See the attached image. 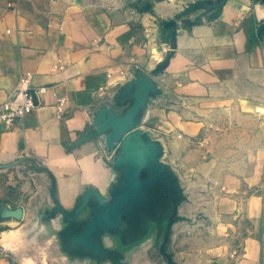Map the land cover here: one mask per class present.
<instances>
[{
    "label": "crops",
    "instance_id": "crops-1",
    "mask_svg": "<svg viewBox=\"0 0 264 264\" xmlns=\"http://www.w3.org/2000/svg\"><path fill=\"white\" fill-rule=\"evenodd\" d=\"M5 1L0 103L23 73L47 90L11 129L0 123V264H103L81 253L104 247L103 228L94 244L83 239L84 221L112 198L119 145L146 164L152 142L166 146L162 129L181 146L191 138L198 157L213 153L193 163L219 181L207 214L248 219L224 259L182 264H264V0H224L218 15L217 0ZM174 17L175 48L159 71ZM149 79L110 151L98 110L119 124ZM15 207L19 220L5 216ZM204 245L215 257V242Z\"/></svg>",
    "mask_w": 264,
    "mask_h": 264
},
{
    "label": "rangeland",
    "instance_id": "rangeland-1",
    "mask_svg": "<svg viewBox=\"0 0 264 264\" xmlns=\"http://www.w3.org/2000/svg\"><path fill=\"white\" fill-rule=\"evenodd\" d=\"M103 109L109 108L100 107L97 116ZM162 131L157 138H163L166 146L152 142L146 166L137 155L136 165L127 163L119 143L115 155L120 160L116 171L120 181L114 187V197L98 199L96 215L87 218L89 224L104 226L103 264H182L198 257L220 261L230 254L239 235L234 225L248 220L207 214L220 195L219 181L210 173L213 168L207 164L193 167V163L198 159L206 162L214 158L213 153L201 151L198 157L190 151L191 138L185 137L181 146L177 143L181 137L171 129ZM213 242L217 245L215 257L204 245Z\"/></svg>",
    "mask_w": 264,
    "mask_h": 264
},
{
    "label": "water",
    "instance_id": "water-1",
    "mask_svg": "<svg viewBox=\"0 0 264 264\" xmlns=\"http://www.w3.org/2000/svg\"><path fill=\"white\" fill-rule=\"evenodd\" d=\"M223 1L224 0H217V2L215 4H212V6H219L217 11H215L214 15H218L219 14L220 6L222 5ZM205 3H206L205 1H200V4L204 5ZM163 27L167 31V38L169 40V49H168L164 59L162 60V62L157 67V70H159V71L164 69V67L166 66V64L168 62L169 57L171 56V54L173 53L174 48H175V44H176L175 43V41H176V21H175V17L171 18L168 22L163 23ZM154 87H155L154 83L150 79L147 80V82L145 83V85L143 87V91L138 96L136 101L125 111L124 115H122L119 118V124H118V122L110 121L111 118H113L115 116L114 113L110 109L101 110L103 112L100 114V116H97L99 112L96 114V120L102 122L100 124V126H99L100 131L109 132V134L106 137V144H107L108 147H112L113 146V141H115V140H117L119 138L121 132L123 131V129H124L125 125H126V122H127L128 118H129L131 112L138 105H140L144 101L145 96L147 95V93L149 91L153 90ZM122 145H123L124 149H126L125 145L124 144H122ZM136 155H138V154H136ZM137 157L135 158L134 162L132 161L134 163V165H136V160L139 161V159H140V158L138 159ZM116 158H117L116 160L118 161L117 165L120 166L119 165L120 164L119 163L120 160H118L119 159L118 157H116ZM141 159H142V164L141 163H139V164H141L143 166H146L149 161L145 164L143 162V158H141ZM124 160L127 163H129V161H127L125 159V156H124ZM143 178L145 180L146 177L144 176ZM134 179L135 178H133V180ZM119 181H120V178H119ZM145 184H146V182H144V185ZM114 187L112 189V198L114 197ZM144 190H145V188H144ZM112 198H110V199H112ZM98 199L103 200L101 198H98ZM97 200L92 206V210H93L92 216L96 215V212H97ZM5 216L6 217H12V218H15V219L19 220L21 218V209L20 208L11 209V210L8 211V213ZM88 222H89V219L84 221V223L86 224L84 229H86V230L83 231L81 234L83 235V239H86L89 244H94L95 243L94 240H95L96 232L100 231L102 228L104 229V226L103 225H98V224L92 225V224H89ZM90 231L93 232L91 237H89L88 235H85V233L90 232ZM81 253H86V254L90 253V255H97L98 257H100L102 255V257L104 258V247L103 248H100V247H98V248H96V247L83 248V249H81Z\"/></svg>",
    "mask_w": 264,
    "mask_h": 264
},
{
    "label": "built area",
    "instance_id": "built-area-1",
    "mask_svg": "<svg viewBox=\"0 0 264 264\" xmlns=\"http://www.w3.org/2000/svg\"><path fill=\"white\" fill-rule=\"evenodd\" d=\"M17 1L6 0L5 7L15 10ZM46 90L47 87L45 86L33 88L29 73L21 74L13 91L0 103V123L4 129H11L19 117L30 112L37 103V94L44 93ZM59 102L61 103L62 100L60 99Z\"/></svg>",
    "mask_w": 264,
    "mask_h": 264
}]
</instances>
